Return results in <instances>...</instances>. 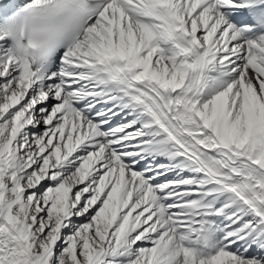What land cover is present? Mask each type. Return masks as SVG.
Wrapping results in <instances>:
<instances>
[{"label":"snow or ice","instance_id":"1","mask_svg":"<svg viewBox=\"0 0 264 264\" xmlns=\"http://www.w3.org/2000/svg\"><path fill=\"white\" fill-rule=\"evenodd\" d=\"M0 264H264V0H0Z\"/></svg>","mask_w":264,"mask_h":264}]
</instances>
